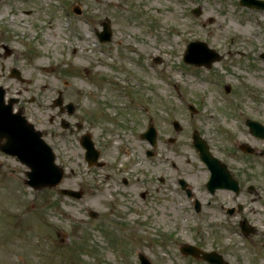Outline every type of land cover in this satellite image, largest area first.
Listing matches in <instances>:
<instances>
[{
    "label": "rangeland",
    "instance_id": "1",
    "mask_svg": "<svg viewBox=\"0 0 264 264\" xmlns=\"http://www.w3.org/2000/svg\"><path fill=\"white\" fill-rule=\"evenodd\" d=\"M105 18L111 39L100 42L95 31ZM194 39L221 57L209 67L183 62ZM262 54L264 9L239 0H0V85L6 97L17 96L14 107L64 166L60 186L85 192L72 200L54 188L34 189L23 182L27 167L0 151V264H140L139 251L152 264H205L179 252L186 242L221 252L228 264H264V194H247L245 209L223 226L222 211L204 206L195 214L172 191L182 174L206 197L197 183L205 170L189 146L193 128L219 159L260 173L264 183L256 159L227 152L240 142L264 146L244 122L264 123ZM58 91L63 104L73 103L70 114L53 105ZM150 122L154 146L138 135ZM84 131L106 168L87 166L78 143ZM242 215L255 224L246 237L231 221Z\"/></svg>",
    "mask_w": 264,
    "mask_h": 264
},
{
    "label": "water",
    "instance_id": "2",
    "mask_svg": "<svg viewBox=\"0 0 264 264\" xmlns=\"http://www.w3.org/2000/svg\"><path fill=\"white\" fill-rule=\"evenodd\" d=\"M240 3L264 8L263 0H240ZM74 10L79 12L77 8H74ZM195 11L199 12L197 8ZM103 26L104 29L99 34L101 40L108 39L110 35L107 22H104ZM218 57L217 53L208 49L206 44L201 41L189 42L183 55V59L186 62L196 64L205 63L207 65ZM10 74L20 77L19 71L15 68H11ZM3 95L4 89L0 86V149L8 154L16 155L22 163L30 168L26 171L27 179H25V182L29 185L34 188L56 186L62 179L63 168L55 163V155L52 149L41 138V132L35 129L33 124L28 122L20 111L12 112L14 100L10 98L5 103L3 101ZM56 102H60V97L56 99ZM68 109L69 111L72 109L70 104L68 105ZM247 123L250 125L252 133L264 137V126L248 120ZM142 135L154 144L155 131L152 126ZM80 142L85 148V158L88 164H92L97 159L98 151L94 148L90 136L88 134L82 135ZM196 146L199 148L203 160L213 168L211 170V179L218 181L219 185H223L222 183L225 177L213 165L216 159L207 153L205 144L202 142L196 141ZM59 191L63 194L80 195L79 192L67 188H60ZM180 250L183 253H190L193 256H199L198 254L201 253V258L221 264L218 260L219 255L214 251H202L190 244L182 245ZM138 257L141 264H151L143 254L139 253Z\"/></svg>",
    "mask_w": 264,
    "mask_h": 264
},
{
    "label": "flooded vegetation",
    "instance_id": "3",
    "mask_svg": "<svg viewBox=\"0 0 264 264\" xmlns=\"http://www.w3.org/2000/svg\"><path fill=\"white\" fill-rule=\"evenodd\" d=\"M17 102H19V99L17 100ZM58 108L60 111H62L65 107L63 104H61L58 106ZM67 124H68L67 125L68 127L70 123L67 121ZM79 127L80 126H78V128ZM100 158L103 159L102 155ZM225 163H226V168L229 171V175H230V177H228L226 181V183L228 184V187L216 188L213 191H210L205 186V180L207 179V176H208V170L205 166L202 165L205 170V175L203 176V178H198L197 183L198 182L201 183L203 179L202 186H199V187L202 188V191L204 192L206 197L199 198L196 195V186L194 185V182L191 183V179L188 176L183 175L189 182V185L187 186L193 191L192 198H190L192 200V204L195 203L197 205L196 201L199 200V210L200 211L204 206H211L219 211H224V212L231 209L232 212L237 214L239 213V211H243L245 209L246 202L243 198L247 194L252 195L253 198L263 195L260 173L253 172V174H247L246 172L247 170L245 169L246 167L239 166L235 164V162H225ZM107 166H108V161L103 159V164L96 169H104ZM172 166L175 167L176 166L175 163L172 162ZM120 180L123 183L128 182V179L124 176H122ZM178 188L182 192V194L185 196L186 193L184 190L180 188L179 184H178ZM243 218L247 219L251 223V221L248 218H246L244 215H242L240 219L236 218L232 221L233 223L239 224L240 220H242Z\"/></svg>",
    "mask_w": 264,
    "mask_h": 264
},
{
    "label": "bare ground",
    "instance_id": "4",
    "mask_svg": "<svg viewBox=\"0 0 264 264\" xmlns=\"http://www.w3.org/2000/svg\"><path fill=\"white\" fill-rule=\"evenodd\" d=\"M77 63H79V62H78V61H76L74 64H77ZM41 66L45 68V66H44V65H41Z\"/></svg>",
    "mask_w": 264,
    "mask_h": 264
}]
</instances>
